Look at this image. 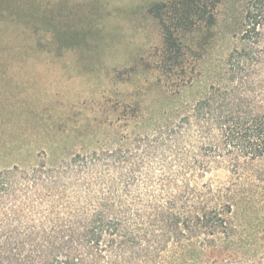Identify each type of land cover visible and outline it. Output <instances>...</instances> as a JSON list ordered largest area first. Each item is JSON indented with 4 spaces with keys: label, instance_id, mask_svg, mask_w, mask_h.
I'll return each mask as SVG.
<instances>
[{
    "label": "rangeland",
    "instance_id": "374dc122",
    "mask_svg": "<svg viewBox=\"0 0 264 264\" xmlns=\"http://www.w3.org/2000/svg\"><path fill=\"white\" fill-rule=\"evenodd\" d=\"M157 1L0 0V170L94 156L106 178H118L126 174L127 155L142 164L139 176L157 178L160 154L143 148L155 146L168 115L220 84L233 88L218 112L228 121L207 130L206 142L228 148L229 161L251 159L237 145L242 131L237 134L235 122L249 111L248 99L264 98L262 3H252L261 24L246 41L251 65L233 60L230 66L229 53L244 46L248 0H219L216 23L186 41L187 52L197 47L200 81L178 98L163 92L156 68L162 35L151 6ZM192 56L184 57L188 69ZM185 118L174 120L188 130ZM200 135L192 126L188 142H200ZM205 180L237 184L236 217L245 225L243 236L255 239L253 253L223 264H264V161L247 170L215 168Z\"/></svg>",
    "mask_w": 264,
    "mask_h": 264
},
{
    "label": "trees",
    "instance_id": "16d2710c",
    "mask_svg": "<svg viewBox=\"0 0 264 264\" xmlns=\"http://www.w3.org/2000/svg\"><path fill=\"white\" fill-rule=\"evenodd\" d=\"M218 2L160 0L151 6L162 35L156 68L169 96L179 98L200 81L197 47H190L192 52L184 48L216 23ZM256 2L264 7V0L245 5L244 46L229 53L230 66L233 60L251 65L253 51L246 41L261 24L252 5ZM188 53H193L189 69ZM226 92L220 84L189 108L167 116L163 130L155 132V146L143 148L144 154H160L157 178L139 176L142 164L127 155L126 174L118 178H106L94 156L74 155L30 171L1 169L0 264H223L253 253L255 239L243 236L245 225L236 217L237 184L205 177L215 168L247 170L254 161H264V98L248 99L249 111L235 122L237 134L242 131L237 145L251 159L229 161V149L209 137L206 142L204 134L228 121L218 114L233 88ZM176 117H186L190 128H197L200 142H188L190 128L175 122Z\"/></svg>",
    "mask_w": 264,
    "mask_h": 264
}]
</instances>
